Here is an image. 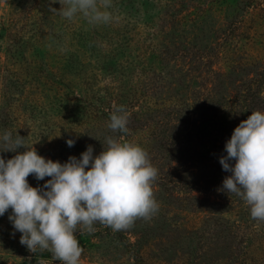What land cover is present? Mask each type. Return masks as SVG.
I'll use <instances>...</instances> for the list:
<instances>
[{
	"label": "rangeland",
	"instance_id": "1",
	"mask_svg": "<svg viewBox=\"0 0 264 264\" xmlns=\"http://www.w3.org/2000/svg\"><path fill=\"white\" fill-rule=\"evenodd\" d=\"M49 6L0 0V134L16 114L27 144L61 163L88 145L99 154L112 135L158 170V213L123 231L78 230L80 264H264V222L218 191L230 175L219 162L226 141L264 111V0H112L113 20L99 26ZM113 105L128 112L129 133L107 128ZM9 213L0 264H60L21 245Z\"/></svg>",
	"mask_w": 264,
	"mask_h": 264
},
{
	"label": "clouds",
	"instance_id": "2",
	"mask_svg": "<svg viewBox=\"0 0 264 264\" xmlns=\"http://www.w3.org/2000/svg\"><path fill=\"white\" fill-rule=\"evenodd\" d=\"M57 2L60 7H53ZM111 7L112 0H50L49 11L68 20L79 15L99 26L112 22ZM128 122L125 107L113 105L107 128L127 134ZM66 143L73 147L75 140ZM101 143L99 154L93 155V146L88 145L79 158L69 156L61 163L40 155L18 132L0 134V153H15L7 160L0 155V216L11 209L8 219L29 252L48 251L60 264H80L84 250L78 230L92 234L99 223L113 232L123 231L137 219L149 220L158 213L153 192L158 170L148 153L112 135ZM224 150L219 162L230 175L218 191L239 197L251 218L264 222V111H251L241 120ZM30 175L38 181L49 179L33 187Z\"/></svg>",
	"mask_w": 264,
	"mask_h": 264
},
{
	"label": "trees",
	"instance_id": "3",
	"mask_svg": "<svg viewBox=\"0 0 264 264\" xmlns=\"http://www.w3.org/2000/svg\"><path fill=\"white\" fill-rule=\"evenodd\" d=\"M4 93V92H3ZM16 100H18V99H16ZM16 100H14L15 102L14 103H16V104H14V106H16V105H18L17 103L18 102H16ZM18 108V107H17ZM16 108V110L14 111V113H17V114H19V115H21V116H23L24 117V113L23 112H21L20 110H19V108L17 109ZM3 114V116L5 115L4 113H2ZM17 117V118H16ZM20 117V116H19ZM16 114H14V115H12L11 116V129H10V131H12V133H13V135H15L17 132L19 133V131L17 130H15V128L13 127V126H16V124L18 123V118H19ZM1 119V122L3 121V118L1 117L0 118ZM13 127V128H12Z\"/></svg>",
	"mask_w": 264,
	"mask_h": 264
}]
</instances>
